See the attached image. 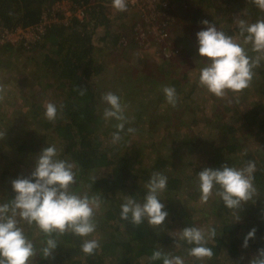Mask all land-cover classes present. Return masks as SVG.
Masks as SVG:
<instances>
[{"label":"trees","instance_id":"trees-1","mask_svg":"<svg viewBox=\"0 0 264 264\" xmlns=\"http://www.w3.org/2000/svg\"><path fill=\"white\" fill-rule=\"evenodd\" d=\"M51 1L53 0H0V23L11 26L35 22L46 3ZM84 1L87 4V9L83 20L75 19L69 27L64 25L51 26L44 36L28 49L32 52L28 59L35 61L34 74H36L35 69L44 66L52 75V81L41 85V91L49 86L59 89L58 91L55 90V98L51 101L57 107V117L54 121L47 120L44 116L45 104L41 103L40 97L37 99L33 95L29 104L30 107L27 109L30 111V117L33 118V129L29 130L26 127H21L22 124L16 123L15 126L21 127V132L16 135L11 131H6L5 137L0 139L1 149L7 146L5 150H15V157H13L12 151V157L8 163L6 165L0 164V204L9 202L14 196L10 181L15 177L11 175L9 165L19 161L20 164L25 163L28 166L31 162L32 166L25 172L20 173V168L19 172L15 171V176H27L34 168L35 158L41 149L55 145L59 153L58 158L75 165L74 172L76 175L69 190L78 195L87 194L90 197L98 196L100 198V208L94 215V222L96 223L95 230L101 225V231L104 233L98 239L99 248L92 255H85L80 250L83 239H90L89 236L82 238L73 235L70 231L58 236L53 234L52 238L56 239L57 247L53 251L52 257L43 259L38 253L34 258V264H104V257L107 252L114 256V264H162L161 260L150 261L148 259L154 250L159 249L165 253L173 255L175 253L176 255L177 252H173V248L180 246V250H185L187 253L194 246L179 239L180 232L184 227H198L206 231L209 228L216 230V237L209 239L206 244L212 249L213 257L198 260L190 255L185 258L186 254H184L185 264H218L212 259H216L217 255L227 247L229 251H236L238 247L240 249L244 236L252 228H255L256 231L254 238L249 240L253 239L257 249L264 247V198L258 202L257 209L259 208V211L255 210V213H258L255 217L250 216L249 218V214H246L244 220L239 222L227 219L221 225H215L207 218V215L210 213L217 214L218 210L212 207L207 214L200 213L198 215L194 209L195 204L193 202L185 203L186 198L183 195L185 193L187 197L196 196L199 190L197 185L199 171L205 167L219 168L221 164L225 163L223 159L214 158L217 150L240 151L246 158L242 161L244 164L248 160L254 161L256 172L253 183L260 185L259 188L264 192V146L260 147H263V153L256 157L252 153L254 149L248 144L256 141L255 137L261 138L259 143H264V130L262 134H260L261 130H254L256 122L264 121V118L261 119L253 115L252 118H247L237 125L228 124L227 129L233 134L226 143H217L212 139L203 137L205 133L193 132L190 129L180 135L176 129L170 127L169 116L170 114L182 113L189 107L197 111L198 107H194L196 103L190 97L183 104L180 103L181 106L178 110V105L175 107L170 105L171 108L168 107L169 114L166 115L167 120L161 117L164 121L162 132L167 137V141H159L157 145L170 151L156 153L154 158L145 166H137L139 163L137 156L141 153L138 151L139 147L136 146V141L129 142L132 137L131 134L134 132L129 133L127 129L134 128L136 130L139 128L140 134L138 136L147 133L148 136L155 138L159 136L156 132L155 118H151V125L147 128L144 127V123L138 124L135 116L141 114L140 111L145 109L143 108L144 102L135 96L134 89L132 92L126 93L125 84H120L117 91L111 90V92L118 95L122 104L126 106L125 112L128 110L126 115L128 122L125 123L124 131L120 133L122 139L117 143L111 142V136L116 131L115 124L118 121L114 123L103 118V112L99 110L97 94L92 89L90 78L101 70V62L97 56L100 50L104 51L111 45H116V42L120 44L119 39L121 35L126 34V31L116 30L111 33L106 29L102 37L108 38L104 39L107 42H104L103 45H95L92 39L97 33L98 26L101 25L104 29L106 24H109L106 12L110 7L111 0ZM196 1H198L200 8L194 12L195 19L199 18V14L205 12V7L216 9L219 7L224 12L222 6L225 4V0ZM249 2L251 3V0ZM201 3L204 6L203 12H201ZM252 7L264 13V10H260L254 4ZM218 30L231 37L234 34V38L238 35L239 38H237L243 42V36L240 35L237 25L234 27L221 26ZM11 46L6 44L3 45V48L7 49ZM19 47L21 46L19 45ZM50 47L53 49H49ZM245 49L250 57L255 58L260 55L251 50V45H245ZM180 52L181 50L177 53ZM159 72L162 74L163 68L158 69L156 75L151 74L150 77L142 78L156 83L161 80ZM253 72L254 74L264 73V59H261L259 66L254 68ZM253 79L250 84L254 83ZM168 80L169 86L174 87L176 91L181 89L190 95L192 88L198 82V77L189 81L187 71L183 70L181 74L169 77ZM0 84H2L1 79ZM9 87L8 93H4V98H8L6 101L14 98V91L16 90L13 85ZM80 87L86 89L83 95L80 94ZM17 93V99H20L22 97L20 90ZM230 93L233 92H226L227 99L231 98ZM180 96L183 99L185 97V95ZM2 101L0 104L6 105ZM230 101L235 103L233 98ZM17 105H20V102ZM18 108H22V106H18ZM236 109L238 110L235 112L241 110L239 107ZM193 119L196 120V118ZM0 131H3L1 122ZM240 136L244 138L243 141L239 139ZM245 145L246 148H243ZM141 147L143 148L142 145ZM129 148L135 155L130 153ZM194 149H199L200 152L204 151V153L200 157L192 156L191 151ZM177 152H180L184 158V168L179 169L181 174L171 172L175 170L173 167L170 172L166 171L169 170L166 165L170 164L169 160ZM195 160L198 162L194 163ZM226 164L230 166L228 162ZM153 172H160L167 176V187L159 194V198L165 205L168 216L159 226L151 227L146 220L139 226H133L130 222L120 218V205L124 203L125 197L121 196L119 191L143 203L147 192L144 185ZM138 174L141 177V182L136 184L131 178L138 176ZM129 185L133 187L129 189ZM183 187H185L184 191H180ZM220 210L225 212L229 209ZM202 214H205L204 217ZM105 223H108L109 226H103ZM20 226L25 236L33 242L37 251L40 252L48 237L35 224L28 225L26 222H21ZM227 237L231 240L229 241ZM40 254L42 255V253Z\"/></svg>","mask_w":264,"mask_h":264},{"label":"rangeland","instance_id":"rangeland-1","mask_svg":"<svg viewBox=\"0 0 264 264\" xmlns=\"http://www.w3.org/2000/svg\"><path fill=\"white\" fill-rule=\"evenodd\" d=\"M250 4L249 0H225V4L222 6L224 12H222L219 7L218 9L213 7H205L204 9V6H202L201 3V12L204 10L205 12L199 14V18L195 19L194 17L196 15L194 12H197L200 8L198 1L174 0L171 4L173 19H171V22L169 23V40L173 46L178 48V51L181 50L179 54L165 55L161 50L160 44L155 42H152L147 48L141 47L139 44H137V46L132 45L129 43L131 39L125 45L120 43L115 48L114 52L107 51V49L104 51L100 50L97 56L101 62V70L98 74L90 78L92 89L95 90L97 94V103L100 107L99 110L103 112L104 109L108 107V105L102 102V95L111 90L117 91L118 88H120V84H125L124 88L127 89L126 93H130L133 91L132 89H134V92H136L135 96L142 99L145 105L143 106L145 109L140 111L141 114L135 116L138 124L144 123V127L147 128L151 125V118H155V127H157L156 132L159 136L154 138L148 136L147 133L143 136H138L140 134V131H138L140 130L139 128L135 130L136 132L131 134L132 137L129 142L136 141V146L139 147L138 151L141 153L137 156L139 160L137 166H145L154 158L156 153L170 151L157 145L159 141H167V137H165V135H163L164 132H162L164 121L161 117H164V119L166 118L167 120L168 117L166 115L169 114L168 107H170V105L166 102L162 89L165 86H169V77L179 75L183 70L187 71V79L189 81L198 77L199 70L204 66L205 60L207 59L200 57L197 53L198 44L195 34L197 31L205 27L200 21L208 20L219 29L221 26H236V18L244 19L249 23L264 19V13L255 9L252 7V4ZM110 11L117 12L118 14L115 16L116 19L115 17L111 18L110 16L108 23L110 25L116 23L117 30H125V35L129 34L131 30L129 31L127 24L129 23V19L132 20V17L133 19L136 18V14L129 10L118 12L112 6ZM128 12L132 14V17ZM126 13L129 15L126 16ZM232 37L234 38V34ZM237 37L239 38L237 35L234 39L237 42L242 43ZM49 49L52 50L53 47H50ZM31 53L30 50H25L19 47V45H12L7 49L0 46V79L2 82L0 86L4 87L6 94L8 93L7 90L10 89L9 86L13 85L16 89L14 91L15 94L13 99L10 98L9 101H6L8 98L6 99L5 97L2 102L6 105L0 104L1 128L5 130V132L11 131V133L16 135H18V132H21V127H26L29 130L33 129V118L30 117V111L27 110L30 107L29 104L33 95L34 97H37V99L40 97L39 99L41 103L46 105L55 98V90H59L53 88V86H49L41 91V85H45L48 81H52V75L49 74L47 68L44 66L37 70L35 69L36 74H34L35 61L28 59ZM160 68H163L164 72L162 74L159 72L161 80L156 83L149 82L148 79L142 78L146 76L150 77L151 74H158V69ZM253 78L256 79V81H254ZM253 78L254 83H251L248 89L246 88L241 92L229 94V96L234 99L235 103L230 101L231 98L227 99L226 95L222 98L216 97L204 87L200 86L198 82L192 88L190 95H187L186 92L179 89L176 91L178 96L177 110L181 104H183L184 101H187L190 97L194 99V102L196 103L194 107H198V109L195 111L194 108L189 107L183 110L182 113L170 114V127L174 130L176 129L180 135L190 129L193 132L201 131L203 134L205 133L203 137L205 136V138L212 139L217 143H226L233 134L228 131V124L232 123L233 125H237L247 118H252L251 116L253 115L261 119L264 118V73H256L253 75ZM18 90H20L23 98L20 97V99H17ZM180 95H185L184 99ZM19 102L20 105H17ZM18 106H22V108H18ZM237 107L241 109L239 112H235L238 110L236 109ZM127 113L128 110L124 113L125 116ZM193 118H196V120ZM109 121L116 122L114 119H109ZM34 122L36 121L34 120ZM16 123H20L22 126H15ZM254 130H261L260 134H262V131L264 130V121H257ZM41 132H43V130H41ZM239 139L244 140L242 136H240ZM255 140L256 141L249 142L248 144L254 149L252 152L253 155L259 157L263 153V147H260L264 146V143H259L261 138L258 139L255 137ZM246 145L243 146V148H246ZM6 147L7 146H4L2 150L0 146V164L4 163V165H6L8 160L12 157V151L13 157H15V150H5ZM129 150H131V148H129ZM200 151L201 150L199 149H194L191 151V154L192 156L200 157L204 153V151ZM132 152L133 151L131 150L130 153L133 154ZM216 152L214 158L218 157L219 159H223V162H228L232 167L239 168L244 165L242 161L246 158L240 151L234 150L231 152L227 150H217ZM183 160L184 158L180 155V152L175 153V156L169 160L170 164L166 165L169 169L166 171L170 172L173 167L175 170L171 172L181 174L179 169L184 168ZM204 160L205 159L203 158V161ZM197 162V160L194 161V163ZM31 166V162L27 166V164H20L18 161L16 164L14 162L9 165V170L11 175H14V177L17 178L18 176H15L16 170L19 172L20 168V173H23ZM138 171L139 169L137 172ZM131 180L136 184H139L141 182V177L138 174V176L131 178ZM254 186L257 190L256 195L253 197V201L255 202H246L242 204L241 208L238 210L240 217L239 221L242 219L244 220L246 214H249V218L250 216L255 217V215H258V213H255V210L257 212L259 211V208L257 209L259 206L258 202L264 198V192L261 191L259 188L261 186L257 185V183L254 184ZM132 187V185L128 186L129 189ZM184 188L185 187L181 188L180 191H184ZM215 191L216 190L213 189V195L209 198L207 203H201L199 190L196 196L193 197H187L185 193H183L186 198L185 203L193 202L195 204L194 209L197 211L198 215H200V213L207 214L208 211L214 207L218 210L217 214L210 213L207 215V218L215 225H221L222 222L227 219L234 221L233 217L235 211L229 209L228 211L222 212L220 209L228 208H226L221 199L215 195ZM119 192L123 197L128 196L121 191ZM211 200L212 202L210 203ZM205 214H202V216L204 217ZM107 224L108 223L102 225L106 226ZM99 226L100 227H97V230L89 236L90 239L101 238L104 231H101L102 226ZM237 235L240 236L239 233H237ZM228 240L230 241L231 239L228 238ZM238 249L236 251H229L227 247L217 255L216 259L214 258L212 260L218 264H245L257 251L253 239L248 241V246L246 248L242 247L241 244L240 249ZM173 252H177L176 256L181 257L182 255V258L184 254H186L185 258H188L189 256L188 251L186 253L185 250H180V246L175 249L173 248ZM109 253L110 252H107L104 257V264L115 263L114 256Z\"/></svg>","mask_w":264,"mask_h":264},{"label":"clouds","instance_id":"clouds-1","mask_svg":"<svg viewBox=\"0 0 264 264\" xmlns=\"http://www.w3.org/2000/svg\"><path fill=\"white\" fill-rule=\"evenodd\" d=\"M251 3L264 10V0H251ZM111 6L116 11L127 10V0H111ZM205 27L196 32L198 44L197 53L207 58L198 74V84L216 97H224L227 91L238 93L249 87L253 78V69L264 59V19L249 23L244 19H235L243 42H237L233 37L208 20H201ZM244 45H251V50L259 53L255 58L250 57ZM86 89L80 87L83 95ZM166 102L175 107L178 96L174 87L165 86L162 89ZM4 87L0 86V101L4 99ZM102 102L108 107L103 111L105 120L114 119L116 131L112 133L111 142L117 143L122 137L128 117L125 116V105L121 98L109 91L102 95ZM44 116L49 121L57 117V107L49 102L45 106ZM129 133L135 132L128 128ZM5 137V130L0 131V139ZM55 145L43 147L35 158V166L27 176H18L10 181L14 196L9 202L0 204V264H34V258L39 253L41 258L49 259L57 247L53 234L62 235L71 232L73 235L85 238L96 229L94 215L100 208V198L87 194L78 195L71 192L70 185L74 183L75 165L67 160L58 158ZM256 164L248 160L242 167L221 164L219 168L205 167L197 174L198 189L201 203H207L213 195L218 196L226 208L234 210V221H239L238 210L243 203L255 202L254 173ZM147 192L143 203L130 195L125 196L120 205V218L133 226L141 225L145 220L151 227L162 225L168 216L165 205L159 194L167 187V176L153 172L144 185ZM21 222L36 227L48 239L45 246L37 251L29 240ZM255 228L250 229L243 238L242 247L248 246L250 238H254ZM216 237V230L207 231L198 227H184L179 239L194 245L188 254L198 260L211 259L213 251L206 244L209 239ZM98 239H83L80 250L85 255H92L99 248ZM42 253V255L40 254ZM150 261L161 260L162 264H185L184 259L159 249L154 250ZM247 264H264V247L258 248Z\"/></svg>","mask_w":264,"mask_h":264},{"label":"built area","instance_id":"built-area-1","mask_svg":"<svg viewBox=\"0 0 264 264\" xmlns=\"http://www.w3.org/2000/svg\"><path fill=\"white\" fill-rule=\"evenodd\" d=\"M174 1V0H173ZM172 0H127V10L136 18L132 22V37L121 35L119 42L127 44L132 38L141 47L152 42L160 44L165 55L176 54L178 48L169 40V23L173 19ZM87 4L84 0H53L46 3L37 21L29 24L5 25L0 23V46L20 45L28 50L53 25L69 27L73 20H83Z\"/></svg>","mask_w":264,"mask_h":264},{"label":"crops","instance_id":"crops-1","mask_svg":"<svg viewBox=\"0 0 264 264\" xmlns=\"http://www.w3.org/2000/svg\"><path fill=\"white\" fill-rule=\"evenodd\" d=\"M110 8H111V6L109 7V9H108V11L106 12V14H107V17L108 18H110V16H111V18L112 17H115L116 16V14H118L117 12L115 13V12H113V11H110ZM127 11V10H126ZM129 13V12H128ZM128 13H126V16L127 15H129ZM131 15V17H132V14H130ZM118 16V15H117ZM115 19H116V17H115ZM134 21V19H133V17H132V20H130L129 19V23L127 24V26H128V29H129V31L131 30V32L129 33V34H127L129 37H132V32H133V30H132V22ZM108 30V31H110L111 33H113L114 31H116L117 30V27H116V23L115 24H113V25H110V24H106V27H104V29H103V27L100 25V26H98V28H97V35L95 34L94 36H93V39H92V41H93V43H95V45H103V43L104 42H107L106 40H104V39H108V38H103L102 36H103V33L105 32V30ZM132 40V39H131ZM110 41V40H109ZM110 43H111V41H110ZM130 44H132V45H136L137 46V43H135L134 41H130L129 42ZM119 45V43L118 42H116V45H111V47L110 48H108L107 49V51H110V52H114L115 51V48L117 47Z\"/></svg>","mask_w":264,"mask_h":264}]
</instances>
